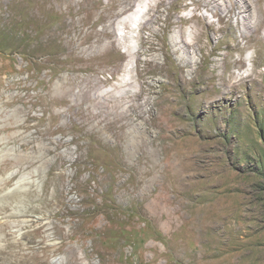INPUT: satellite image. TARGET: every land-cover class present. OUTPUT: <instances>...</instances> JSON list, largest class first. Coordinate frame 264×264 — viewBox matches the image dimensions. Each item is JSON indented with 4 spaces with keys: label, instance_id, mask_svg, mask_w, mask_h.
<instances>
[{
    "label": "rangeland",
    "instance_id": "1",
    "mask_svg": "<svg viewBox=\"0 0 264 264\" xmlns=\"http://www.w3.org/2000/svg\"><path fill=\"white\" fill-rule=\"evenodd\" d=\"M0 264H264V0H0Z\"/></svg>",
    "mask_w": 264,
    "mask_h": 264
},
{
    "label": "bare ground",
    "instance_id": "2",
    "mask_svg": "<svg viewBox=\"0 0 264 264\" xmlns=\"http://www.w3.org/2000/svg\"><path fill=\"white\" fill-rule=\"evenodd\" d=\"M124 9H125V6H123V9H122V10H124ZM141 11H142V8L138 9L137 14H140ZM132 22H133L132 19H126V20L124 21V24H125V25H129V23H132ZM132 24H133V23H132ZM228 87L231 88V89L229 90L230 93L233 92V91H235L236 88H237V86H229V85H228ZM232 94H233V93H232ZM6 208H7L6 206H3V209H6ZM8 224H9L8 221H4V222H2L1 225L7 227Z\"/></svg>",
    "mask_w": 264,
    "mask_h": 264
}]
</instances>
